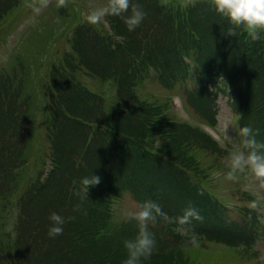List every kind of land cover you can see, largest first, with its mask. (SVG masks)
I'll return each instance as SVG.
<instances>
[{
	"label": "trees",
	"instance_id": "trees-1",
	"mask_svg": "<svg viewBox=\"0 0 264 264\" xmlns=\"http://www.w3.org/2000/svg\"><path fill=\"white\" fill-rule=\"evenodd\" d=\"M132 2L146 13L134 31L118 16L92 25L84 19L89 4L57 7L55 0L37 26L43 59L52 60L44 65L33 57L36 47L23 44L0 68V264H123L124 241L138 223L129 213L114 219L120 198L133 209L154 200L173 217L191 204L204 217L195 226L198 246L158 218L150 225L156 248L141 264H202L192 250L207 243L237 252L243 263H264L263 215L248 206L254 197L230 181V210L213 185L215 173L227 172L232 146L179 119L170 100L138 95L154 73L214 128L225 97L233 137L249 126L264 143V39L246 43L242 28L230 36L233 26L207 0L186 7L174 0L173 8L164 0ZM30 12L26 0H0V49ZM89 79L107 85L108 96L92 91ZM92 174L101 183L81 200L80 181ZM77 203L86 214L72 211ZM52 212L76 217L54 238Z\"/></svg>",
	"mask_w": 264,
	"mask_h": 264
},
{
	"label": "clouds",
	"instance_id": "clouds-1",
	"mask_svg": "<svg viewBox=\"0 0 264 264\" xmlns=\"http://www.w3.org/2000/svg\"><path fill=\"white\" fill-rule=\"evenodd\" d=\"M50 0H26V7L32 11L33 20L38 17L43 9L49 5ZM214 11L225 17L233 26L229 29L230 36H236V29L242 28L251 41L264 39V0H211ZM57 7H66L67 0H56ZM89 10L84 14V19L92 24L102 23L106 16H118L124 20L129 31H134L143 22L146 13L139 3L132 0H106L103 5H96L90 0ZM231 125L225 123L220 131L223 140L231 145V150L225 158L227 172L225 178L229 181L240 182L243 178L247 181L246 190L254 197L249 202V208L264 211V143L256 140V134L249 126L239 129L240 139L237 141L229 132ZM99 175L83 177L80 181L82 187L76 191L81 200L86 199L89 187L101 183ZM74 213L86 214L81 203L73 206ZM130 219L138 223V232L134 238L126 239L124 247L127 258L123 264H141V260L152 256L156 248L155 234L150 230L158 218L168 224L176 225L175 231L184 236H190V243L198 246L196 222H203L204 217L200 211L189 204L180 216H169L164 212L159 203L147 199L139 203L134 211L129 214ZM76 219L74 215L62 216L56 212L49 215L51 221L48 235L56 237L62 235L64 225ZM264 223V219L261 220Z\"/></svg>",
	"mask_w": 264,
	"mask_h": 264
},
{
	"label": "rangeland",
	"instance_id": "rangeland-1",
	"mask_svg": "<svg viewBox=\"0 0 264 264\" xmlns=\"http://www.w3.org/2000/svg\"><path fill=\"white\" fill-rule=\"evenodd\" d=\"M53 1L54 0H50L49 5L43 9L41 14L38 17H36L35 20H33V14L31 12L24 16V18L19 23L18 28L16 29L17 31L14 32L13 34H11V36L9 38H7V43H6L7 47L0 49V68L3 65H6L9 63V61L11 60L10 53H12L14 49L19 48V51H21V49H23V44H25V47H27V48H28V44H30L34 48L36 47L35 50H38V52L35 53L33 55V57L37 60H41V62L44 63V65H47L46 62L52 60L49 58L43 59L44 53L42 51V46L44 45L43 44L44 35H43V33H41L42 31H40V30L38 31L37 26L41 24L42 19H46L47 16H49L50 6H52ZM166 1H168V0H166ZM194 1H200V0H182V4L186 5L187 3L194 2ZM207 1H209V0H207ZM76 2L89 4L90 0H76ZM94 3L99 6V5L105 4L106 0H94ZM163 4L165 5V8H173L170 6H172L174 3L164 2ZM106 25H107V23H106ZM51 27H52L54 32H58L61 28V23L59 22V20H54ZM51 33H52V31L50 29H48V35ZM91 80L92 79H89L87 86L92 91L108 96V94L106 93V90L104 91V89L106 88L107 85H103L100 83V81H96L94 79L92 80L93 83H91ZM169 90H173L174 92L169 91ZM107 92H108V90H107ZM138 94H139V96H141L142 99L147 100V101H151V102L155 101L158 98L163 99V97H166V98L172 97L174 94L183 98L182 93H178L172 88L168 89L167 87L162 86L160 83H157V80L155 78H152V76H150V79L146 85H143V86L138 88ZM176 102H177V107L180 108L179 101L176 100ZM220 104H221V110H220V115H219V126H218L217 130H218L219 134L223 137V134L220 131V129H221L223 124L228 123L231 125L229 132L233 136V134H234V131H233V128H234L233 115H232V112L230 111L229 106L227 105V99L225 97H220ZM174 109H175V107H174ZM183 119L189 120L190 115H188V114L184 115ZM192 123H194V124L197 123L195 116H193ZM224 143H225V145H229L226 142H224ZM216 183H217V185L223 184V187L226 186L230 190L232 189L231 182L227 179L226 180L224 179V181L219 179L216 181ZM238 183L239 182H237V185H238ZM246 185H247V181L242 178L241 183L239 184L238 188L241 191H246L248 193H251L249 190H246ZM221 191H222L221 192L222 195L226 194V189L221 190ZM221 198L224 200L236 203L235 201L232 200L231 196H229L228 194H227V196H222ZM125 201H126V203H124L125 207L124 208L123 207L118 208V209L123 208V210L120 209V210L115 212V214H114L115 220L119 221V220L123 219L128 213L135 210V208L133 209L131 206L128 205L130 203V202H128V200H125ZM130 207L132 208V210ZM260 213L263 215V219H264V211H260ZM14 220H15V216H12L11 219L8 221L9 229H12V227L14 225L13 224ZM260 245L262 248L261 258L264 259V240H262L260 242ZM192 251L190 250V252L193 253L191 256L193 258H195L196 260L201 261L202 264H247V263L242 262L241 256H239V254L237 252L235 253L234 251L230 250L229 248H227L226 246L221 245V244L207 243L204 246H199L198 248H196ZM251 264H256V263L253 262ZM260 264H264V263L261 262Z\"/></svg>",
	"mask_w": 264,
	"mask_h": 264
}]
</instances>
